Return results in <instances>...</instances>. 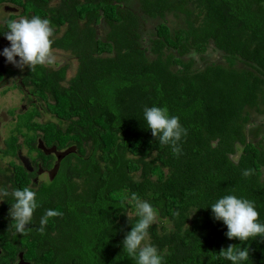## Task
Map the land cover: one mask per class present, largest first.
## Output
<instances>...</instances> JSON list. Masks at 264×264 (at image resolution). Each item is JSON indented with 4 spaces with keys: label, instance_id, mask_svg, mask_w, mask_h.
I'll list each match as a JSON object with an SVG mask.
<instances>
[{
    "label": "trees",
    "instance_id": "obj_1",
    "mask_svg": "<svg viewBox=\"0 0 264 264\" xmlns=\"http://www.w3.org/2000/svg\"><path fill=\"white\" fill-rule=\"evenodd\" d=\"M48 3L28 1L26 12L50 21L53 49L69 53L77 69L67 78V65L28 68L22 83L62 123L38 125L45 143L76 152L35 190L24 256L35 264H135L122 243L139 219L135 194L157 211L149 242L162 264H232L219 254L229 245L248 248L240 264H264V239L229 240L210 207L235 195L254 202L264 224V120L253 116L264 118V0H66L63 10ZM210 44L222 61L208 60ZM153 106L187 130L181 154L152 136L144 109ZM246 169L254 174L243 176ZM16 179V189L27 187L28 178ZM49 209L61 215L41 234Z\"/></svg>",
    "mask_w": 264,
    "mask_h": 264
},
{
    "label": "clouds",
    "instance_id": "obj_2",
    "mask_svg": "<svg viewBox=\"0 0 264 264\" xmlns=\"http://www.w3.org/2000/svg\"><path fill=\"white\" fill-rule=\"evenodd\" d=\"M6 26L8 30L4 36L10 42V47L4 48L0 54L8 63L21 70L24 67L34 70L37 66H50L55 63L54 29L48 19H42L39 16H33L30 19L23 17L7 21ZM144 119L152 136L158 139L160 144L170 145L174 154H181L179 142L183 136L187 135V130L182 127L179 117L170 116L166 107L153 106L144 109ZM253 174V169H246L242 173L245 177ZM9 195L15 201L11 204L9 216L14 222L16 233L25 235L30 231L29 225L32 224L34 212L39 207L37 194L28 187L13 190L11 193L0 189V201H4L3 198ZM131 202H134L135 215L139 219L125 236L122 242L123 249L135 261V264H162L163 257L149 242V229L157 221V211L149 202L141 200L135 194L132 195ZM210 207L214 219L222 221L227 226L226 236L229 240L238 239L243 243L250 238L264 239V224L258 223L259 213L254 202L235 195H226ZM59 215L61 213L56 210H47L40 220L38 231L44 234L49 218ZM128 218L132 219L130 216ZM219 254L232 264L247 261L250 255L248 248L242 249L236 245H229Z\"/></svg>",
    "mask_w": 264,
    "mask_h": 264
},
{
    "label": "flooded vegetation",
    "instance_id": "obj_3",
    "mask_svg": "<svg viewBox=\"0 0 264 264\" xmlns=\"http://www.w3.org/2000/svg\"><path fill=\"white\" fill-rule=\"evenodd\" d=\"M28 1L31 0H20L19 4L18 0H0V39H5L7 21L16 19L19 14L33 17L31 8L26 12L25 4ZM52 1L49 0L48 8L60 7L59 9L63 10V2L66 0H58L55 6H49ZM211 48L213 51L214 47L210 45L207 52L211 53ZM212 57L209 55L210 62L222 61L219 53L215 57L216 60H211ZM26 69L28 67L20 70L0 64V97L9 91H16L20 95L19 101H24V104H18V107L0 104V189L9 193L15 190L20 182L16 179L17 173H21L23 181L28 178L26 185L34 191L47 186L62 168L66 155L76 152L74 145L59 149L57 145L45 143L43 131L38 125L51 122L57 128L62 123L49 111L46 102L34 92L33 85L22 83ZM47 100L53 103L51 99ZM25 124L34 125L35 128L28 129ZM3 199L4 201H0V264H35L34 260L24 256V236L16 233L14 222L9 216V209L15 201L11 195ZM25 236L31 235L27 233Z\"/></svg>",
    "mask_w": 264,
    "mask_h": 264
},
{
    "label": "rangeland",
    "instance_id": "obj_4",
    "mask_svg": "<svg viewBox=\"0 0 264 264\" xmlns=\"http://www.w3.org/2000/svg\"><path fill=\"white\" fill-rule=\"evenodd\" d=\"M58 0H53L52 3L49 4L50 5H53L55 6L56 2ZM23 17H27L23 14H19L16 16V19H20V18H23ZM27 18H31V17H27ZM102 20V18H100ZM171 23H174V18L172 17L171 19ZM80 27H82V21L79 22V25ZM148 26V25H146ZM106 26H104V23L103 22H99L98 25L95 26L96 28V33L97 35L99 36L98 38H103L104 36V28ZM149 27V26H148ZM5 38V37H4ZM147 38L144 37L141 39V43H147ZM144 44V45H145ZM211 45V44H210ZM6 47H10V42L5 38V39H0V53L3 52V49L6 48ZM212 47V45H211ZM213 57L211 60H216L215 57L217 56V52H213L212 51V48L209 50ZM54 52H55V55H56V61L54 64L50 65V66H47V67H51V68H54L56 69L58 66H61V65H67L68 69H67V72H66V76L67 78H70L72 77L74 74H75V71L77 69V61L75 58H72V56L69 54V53H64L62 52L61 50H55L54 49ZM70 55V56H69ZM19 58L17 57V60ZM0 64L2 65H7V66H11V67H15L16 69H20V68H17L16 66L8 63L6 61V58L0 54ZM26 68V67H24ZM23 68V69H24ZM21 70V69H20ZM19 98H20V95L16 92V91H9L8 93L4 94V95H1L0 97V104L3 105V104H10L11 107H18L17 105L18 104H24V101H19ZM258 121H262L264 120L263 116L259 115V114H256V115H253ZM239 154V152L237 153V155ZM235 158V157H234Z\"/></svg>",
    "mask_w": 264,
    "mask_h": 264
}]
</instances>
